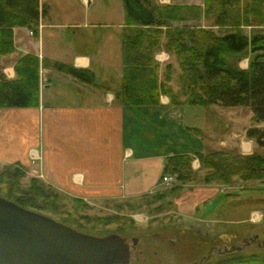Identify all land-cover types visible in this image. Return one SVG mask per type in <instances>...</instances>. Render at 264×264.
I'll list each match as a JSON object with an SVG mask.
<instances>
[{
  "label": "crops",
  "instance_id": "crops-1",
  "mask_svg": "<svg viewBox=\"0 0 264 264\" xmlns=\"http://www.w3.org/2000/svg\"><path fill=\"white\" fill-rule=\"evenodd\" d=\"M75 1L83 5V12ZM86 1L39 0L40 12L42 6L46 10L40 14L36 31L13 27L14 51L0 56V68L7 79L13 80L17 76L15 63L22 56L38 57L39 98L34 106L0 108V166L17 164L26 175L38 177L72 198L101 201L134 199L160 191L169 156L191 155L195 169L200 165L196 157L199 152L256 151V142L246 137L247 127L242 129L236 107L172 104L165 93L160 94L157 104H121L115 92L123 75V53L120 56L116 52L113 57L100 51V35L89 33V29L102 27L123 33L124 10L116 20H110L109 0H105L107 9L100 16L90 14V6L99 0ZM156 1L203 8V0ZM200 24L205 27L203 18ZM250 55L243 64L239 62L241 68L248 67ZM43 59L90 70L95 85L45 67ZM154 60L159 81L167 82L177 94L180 68L174 55L161 46ZM165 76L170 80H164ZM183 99L178 97V101ZM176 193V209L171 212L189 218L190 228L226 221L231 197L225 198L224 194L230 193L221 192L220 184H188ZM263 218L264 211L255 207L243 221L259 223ZM206 227L194 233L209 235Z\"/></svg>",
  "mask_w": 264,
  "mask_h": 264
},
{
  "label": "trees",
  "instance_id": "trees-1",
  "mask_svg": "<svg viewBox=\"0 0 264 264\" xmlns=\"http://www.w3.org/2000/svg\"><path fill=\"white\" fill-rule=\"evenodd\" d=\"M122 4L123 75L115 92L117 100L131 107L153 105L165 93L172 104L247 107L252 111L253 126L245 135L264 149V31L247 36L241 30V26H264V0H248L245 4L242 0H203V8L160 4L156 0H122ZM45 10L46 6H42L40 12L39 0H0V56L14 51L13 27L26 26L36 31L40 14ZM202 18L205 27H201ZM161 46L173 53L179 64L177 94L167 83L159 81L154 53ZM248 53L251 54L249 64L243 69L238 63ZM39 63L35 55L22 56L15 63L17 76L13 80L7 79L0 68V108L37 105ZM41 63L95 85V76L90 70L48 59ZM169 80L167 76L166 81ZM178 97L184 99L178 101ZM196 157L200 167L194 170L193 156H169L163 173L175 176V186L154 196L173 195L180 185L189 182L229 184L238 179L252 188L254 182L264 181V152L241 154L236 150H211L199 152ZM25 176L17 164L3 165L0 193L5 187V198L19 206L62 216L68 196L38 177H29L24 186ZM75 201L81 203L79 199ZM194 264H264V247L251 253L232 249L215 260Z\"/></svg>",
  "mask_w": 264,
  "mask_h": 264
},
{
  "label": "rangeland",
  "instance_id": "rangeland-1",
  "mask_svg": "<svg viewBox=\"0 0 264 264\" xmlns=\"http://www.w3.org/2000/svg\"><path fill=\"white\" fill-rule=\"evenodd\" d=\"M247 1L242 0L244 4ZM75 2L80 12H83V5L80 2ZM109 2H111L110 7L112 8L110 20H116L119 11L123 12L122 1L109 0ZM106 9V1L99 0L98 3L90 6V14L104 15L103 12ZM261 27L241 26L244 34L249 33L247 36L254 32L264 31V28ZM74 31L71 30V32ZM89 33L100 35V40L98 41L100 51L110 52L113 57H115L117 52L121 56L122 33L120 31L95 27L94 29H89ZM71 40L74 41V38L71 37ZM248 54L240 59L239 62L243 64ZM174 59L177 61L175 55ZM166 77H164V80H166ZM176 81L179 84V81ZM97 82L100 83V80L97 79ZM236 108H238L235 110L236 113H240L242 129L244 125L247 129L253 126V122H251L252 111L243 106H236ZM255 146L258 152H264L263 148L258 147L257 144ZM199 167L200 165L194 170L199 169ZM1 168L2 166H0ZM201 174H204V172H201ZM29 177L28 175L24 177L22 185H26ZM188 184L193 185V182L180 185L178 189ZM174 186L175 183L173 186L164 187L160 191L164 192ZM243 186L248 187L247 190H243ZM249 186V184H243L238 179H235L233 183L220 184L221 192L227 191L232 195L227 204L230 209L225 213V222L212 223L208 227H206L207 225H200V227L194 225V227L190 228L187 226L191 222L189 218L171 212V210L176 209L173 201L178 189L175 190L173 195L163 194L159 196L158 194L159 197H156L154 193L160 192L156 191L153 194L134 199L101 201L79 199L81 203H77L75 201L77 199L67 195L68 199L64 202L65 207L62 216L50 212L38 213L91 235L118 234L126 238H135L133 250L135 256L127 264H180L181 262L194 264L195 260L196 263H201L204 260H215L221 255L228 253L231 248L238 249L240 253H251L264 247V218L259 223L243 221V219H247L250 209L259 207L262 212L264 211V181L254 182L252 188ZM5 190L6 188L2 187L0 197L5 198ZM224 195L226 198L227 193ZM63 218L66 221H63ZM205 227L209 229V235L199 233L200 236L194 233L196 232L195 229H199V232H202ZM195 244L197 248L194 246Z\"/></svg>",
  "mask_w": 264,
  "mask_h": 264
},
{
  "label": "water",
  "instance_id": "water-1",
  "mask_svg": "<svg viewBox=\"0 0 264 264\" xmlns=\"http://www.w3.org/2000/svg\"><path fill=\"white\" fill-rule=\"evenodd\" d=\"M135 238L81 232L0 197V264H127Z\"/></svg>",
  "mask_w": 264,
  "mask_h": 264
},
{
  "label": "built area",
  "instance_id": "built-area-1",
  "mask_svg": "<svg viewBox=\"0 0 264 264\" xmlns=\"http://www.w3.org/2000/svg\"><path fill=\"white\" fill-rule=\"evenodd\" d=\"M41 81H43V79H41ZM44 81H45V79H44ZM173 181H174V177L171 176V175H164V176L162 177V183H163L166 187L172 185Z\"/></svg>",
  "mask_w": 264,
  "mask_h": 264
}]
</instances>
